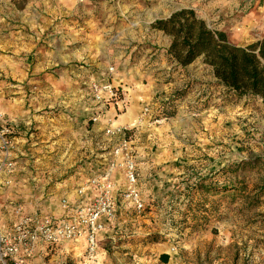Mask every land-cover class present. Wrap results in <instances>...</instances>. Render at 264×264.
Segmentation results:
<instances>
[{
  "label": "rangeland",
  "instance_id": "1",
  "mask_svg": "<svg viewBox=\"0 0 264 264\" xmlns=\"http://www.w3.org/2000/svg\"><path fill=\"white\" fill-rule=\"evenodd\" d=\"M60 6L75 30L81 31L83 19L97 20L95 30L104 40L106 66L113 67L120 80L132 83L139 78L132 70L137 64L146 71L155 63L160 68L155 74H161L157 79H167L168 87L162 89L163 83L155 81L153 100L143 118L145 127L126 135L130 150L133 145H147L149 150L148 158L140 154L135 171L143 210L136 211L122 199L123 175L124 186L117 191L121 210L117 204L108 221L111 226L92 255L80 244L46 248L37 242L29 253L19 250L13 257L20 256L25 264H264V106L245 97L249 113L241 112L240 105L231 103L232 97L240 98L211 82L209 69L200 59L193 65L202 66L197 69L202 82L181 83L186 73L176 72L182 68L167 57L166 37L152 28L154 21L190 9L209 28L225 32L231 43L245 46L264 36L259 12L264 11V3L74 0L71 6L54 1L55 12ZM165 68L177 73L175 80L169 82ZM208 186L217 190L202 192ZM16 213L15 227L28 221L26 229L31 230L38 222L37 215L30 219L21 215V209ZM13 231L5 235L0 230V235L13 242L17 235ZM162 255L168 256L166 263ZM7 264H12L11 258Z\"/></svg>",
  "mask_w": 264,
  "mask_h": 264
},
{
  "label": "crops",
  "instance_id": "2",
  "mask_svg": "<svg viewBox=\"0 0 264 264\" xmlns=\"http://www.w3.org/2000/svg\"><path fill=\"white\" fill-rule=\"evenodd\" d=\"M54 1L74 5V0H0V126L11 132L6 148L0 140V230L5 235L14 234L17 209L30 219L37 215L40 221L44 216H62L66 211L61 205L63 199L68 204L91 202L97 192L89 181L106 173L118 212L121 210L117 191L124 186L123 172L117 167L110 169L119 137L105 133L109 125L105 117L113 118V127H128L134 132L139 126L145 127L142 123L148 110L144 111L153 100L155 81L161 75L155 74L160 69L155 63L146 71L137 64L132 70L139 78L132 83L121 79L124 109L109 108L97 123L89 122L93 104L88 85L106 75L104 40L96 34V19H83L81 31L70 28L71 22L60 12L62 6L54 11ZM158 35L166 37V52L170 38L162 32ZM198 68L202 66L192 63L177 69V73H186L181 83L186 79L192 84L202 82ZM207 68L208 79L216 84L212 70ZM169 71L165 77L170 82L177 73ZM166 80H158L162 89L168 87ZM232 98L231 103L240 105L241 112L249 113L244 108L245 97ZM131 151L137 169L140 154L149 156L148 146L133 145ZM80 188L84 191L78 196ZM105 224L98 243L111 226ZM18 261L25 264L20 256Z\"/></svg>",
  "mask_w": 264,
  "mask_h": 264
},
{
  "label": "built area",
  "instance_id": "3",
  "mask_svg": "<svg viewBox=\"0 0 264 264\" xmlns=\"http://www.w3.org/2000/svg\"><path fill=\"white\" fill-rule=\"evenodd\" d=\"M105 73L103 80L94 81L88 85V95L93 104L88 112L91 123H97L105 117L109 108L121 110L126 106L121 90V80L114 68H107ZM147 110L145 108L144 112L146 113ZM105 118H109L105 133L119 137L118 146L113 150L115 160L110 165V169L117 167L123 172L126 189L121 192V197L131 202L136 211H142L143 201L137 188L136 167L132 159L130 143L126 139V135L132 131V128L113 127V118L108 116ZM10 135V130L1 125L0 140L5 148L9 145ZM120 157L121 161L118 163L117 159ZM107 174L101 179L94 178L89 181L88 185L95 187L97 192L96 198L91 202L83 204L77 201L68 204L67 200L63 199L61 205L66 211L62 216H44L31 230L26 229L28 221H23L22 226L15 227L17 235L13 237V242L0 235V264H7L10 258L12 264H21L13 256L19 250L29 253L37 242L45 244L46 248H54L63 243L80 244L86 253L92 255L98 245V236L106 226L105 223L110 221L116 213V197L111 194L112 185L106 180ZM83 191L84 189L80 188L76 193L81 196Z\"/></svg>",
  "mask_w": 264,
  "mask_h": 264
},
{
  "label": "trees",
  "instance_id": "4",
  "mask_svg": "<svg viewBox=\"0 0 264 264\" xmlns=\"http://www.w3.org/2000/svg\"><path fill=\"white\" fill-rule=\"evenodd\" d=\"M252 1L264 3V0ZM152 28L170 38L166 55L177 66L184 68L201 59L212 70L216 85L237 98L259 99L264 106V36L245 46L233 44L225 32L209 28L190 9L156 20ZM224 188L221 190L226 191ZM215 190L209 186L202 188L204 193ZM160 259L166 263L168 256L162 255Z\"/></svg>",
  "mask_w": 264,
  "mask_h": 264
},
{
  "label": "bare ground",
  "instance_id": "5",
  "mask_svg": "<svg viewBox=\"0 0 264 264\" xmlns=\"http://www.w3.org/2000/svg\"><path fill=\"white\" fill-rule=\"evenodd\" d=\"M261 13V18L260 20H262L261 22H264V11H263V8L259 11ZM251 19V18H250ZM247 22H249L250 24L252 23V20H246ZM253 24V23H252ZM125 117V116H124ZM122 117V118H124Z\"/></svg>",
  "mask_w": 264,
  "mask_h": 264
}]
</instances>
